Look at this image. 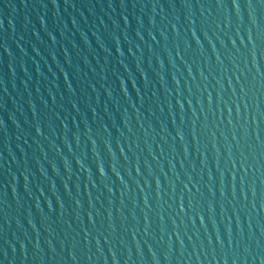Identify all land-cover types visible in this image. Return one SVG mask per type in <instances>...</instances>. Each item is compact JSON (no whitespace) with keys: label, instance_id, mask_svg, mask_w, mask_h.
<instances>
[{"label":"water","instance_id":"water-1","mask_svg":"<svg viewBox=\"0 0 264 264\" xmlns=\"http://www.w3.org/2000/svg\"><path fill=\"white\" fill-rule=\"evenodd\" d=\"M0 264H264V0H0Z\"/></svg>","mask_w":264,"mask_h":264}]
</instances>
